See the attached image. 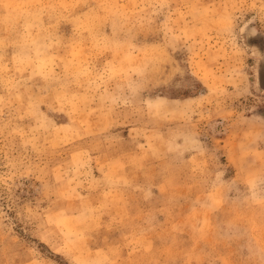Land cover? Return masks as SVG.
Returning <instances> with one entry per match:
<instances>
[{
	"label": "rangeland",
	"instance_id": "374dc122",
	"mask_svg": "<svg viewBox=\"0 0 264 264\" xmlns=\"http://www.w3.org/2000/svg\"><path fill=\"white\" fill-rule=\"evenodd\" d=\"M262 50L264 0H0V264H264Z\"/></svg>",
	"mask_w": 264,
	"mask_h": 264
},
{
	"label": "water",
	"instance_id": "95a60500",
	"mask_svg": "<svg viewBox=\"0 0 264 264\" xmlns=\"http://www.w3.org/2000/svg\"><path fill=\"white\" fill-rule=\"evenodd\" d=\"M260 48L263 49V45H259ZM261 56L259 59L258 67H257V77H258V87L264 91V50L261 51Z\"/></svg>",
	"mask_w": 264,
	"mask_h": 264
}]
</instances>
